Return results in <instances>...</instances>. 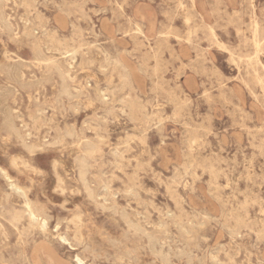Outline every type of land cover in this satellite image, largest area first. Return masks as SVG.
<instances>
[{"label": "rangeland", "instance_id": "1", "mask_svg": "<svg viewBox=\"0 0 264 264\" xmlns=\"http://www.w3.org/2000/svg\"><path fill=\"white\" fill-rule=\"evenodd\" d=\"M0 12V264H264V0Z\"/></svg>", "mask_w": 264, "mask_h": 264}, {"label": "bare ground", "instance_id": "2", "mask_svg": "<svg viewBox=\"0 0 264 264\" xmlns=\"http://www.w3.org/2000/svg\"><path fill=\"white\" fill-rule=\"evenodd\" d=\"M1 13V12H0ZM162 36V35H161ZM166 36V35H165ZM45 46V45H44ZM44 56V55H43ZM39 57V56H38ZM25 62V61H23ZM55 67V66H54ZM9 76L13 77V78H16V77H20V71H19V68H18V65L17 63H14L12 64L11 66H9L8 70H7ZM35 76V75H34ZM48 79V78H47ZM46 80V79H45ZM16 82V81H15ZM31 83V82H29ZM26 85V84H25ZM28 85V84H27ZM31 85V84H30ZM32 86V85H31ZM22 87V86H21ZM59 92V90H58ZM64 92H68V85L65 81H63V83H61V91L60 93H64ZM60 97V96H59ZM58 97V98H59ZM56 98V97H55ZM56 104V103H55ZM62 104V103H61ZM41 111V110H40ZM0 112L2 113L3 117H4V121L7 125L9 126H12L13 124V120H12V113H11V109L10 107L6 104L5 102V96L4 94H2L0 92ZM76 136V135H75ZM86 140V139H85ZM196 141V140H195ZM36 147V146H35ZM79 149V148H78ZM84 154V153H83ZM85 155V154H84ZM76 157V156H75ZM87 165V161L85 158H81L80 159V175L81 177L84 179V172H85V167ZM103 177V176H102ZM16 189H20V187H15ZM104 189V188H103ZM109 191V190H108ZM30 199V198H28ZM30 201V200H29ZM38 203V202H36ZM39 204V203H38ZM26 207V206H25ZM40 208V207H39ZM134 212V211H133ZM47 215V214H46ZM128 217V216H127ZM35 218V217H34ZM12 219V218H11ZM14 219V218H13ZM76 219V218H75ZM62 221V220H61ZM77 221V219H76ZM128 221H130V219H128ZM162 221V220H161ZM63 222V221H62ZM160 222V221H159ZM130 225V224H129ZM48 233V232H47ZM75 233V232H73ZM81 233V231H80ZM83 236V235H82ZM99 236V235H98ZM182 236V235H181ZM63 239L65 241H67V239L65 237H63ZM38 241V240H37ZM39 242V241H38ZM40 244V243H38ZM48 244V243H46ZM46 246V245H45ZM80 246V245H79ZM86 246V245H85ZM33 248V247H32ZM50 248V247H49ZM48 248V250H49ZM39 249V248H38ZM34 250V249H33ZM32 250V251H33ZM47 250V251H48ZM38 251V250H37ZM52 251V250H51ZM24 253V252H23ZM38 254H39V251H38ZM44 254H47V253H44ZM43 256V255H42ZM26 257V256H25ZM47 257V256H46ZM45 257V258H46ZM41 258V257H39ZM79 262H82V260L78 257L77 258ZM47 260V259H46ZM45 262V261H44ZM48 263L49 264H66L65 261H63L62 259H60L57 255L53 254V253H50L48 255ZM83 264V263H82Z\"/></svg>", "mask_w": 264, "mask_h": 264}]
</instances>
